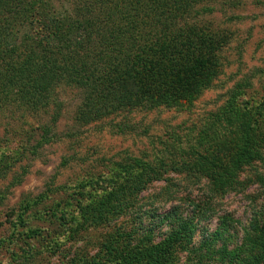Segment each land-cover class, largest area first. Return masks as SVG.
Here are the masks:
<instances>
[{"label": "rangeland", "instance_id": "obj_1", "mask_svg": "<svg viewBox=\"0 0 264 264\" xmlns=\"http://www.w3.org/2000/svg\"><path fill=\"white\" fill-rule=\"evenodd\" d=\"M42 2L57 10L64 0ZM205 8L211 11L201 15ZM197 12V24L214 34L221 46L214 52L215 60H207L205 50L194 56L187 67L193 74L188 90L180 91L172 103L138 106L132 101V108L77 121L84 94L62 82L56 88L58 116H51L48 108L37 114L11 106L0 110V264L118 263L115 249L124 254L146 237L170 230L158 227L156 211L194 215L197 241L206 231L222 227L227 218L234 235L228 245L243 238V228L264 209V187L250 181L257 172L264 174V164L240 173L245 189L212 195L206 179L193 168L197 155L189 147L195 139L204 143V132L215 121L219 128L216 113L229 97L251 105L264 100V0H211L197 4L192 13L198 16ZM212 65L214 74L201 72ZM197 77L205 82L195 87ZM137 82L132 75L124 80L126 97L139 100ZM213 143L211 150L216 152ZM194 148L203 151L199 144ZM157 157L168 163L162 167L168 182L148 186L125 215L109 217L96 227L77 226L91 194L127 184L137 161ZM202 209L207 215L201 216ZM190 256L178 248L176 264H191Z\"/></svg>", "mask_w": 264, "mask_h": 264}, {"label": "trees", "instance_id": "obj_2", "mask_svg": "<svg viewBox=\"0 0 264 264\" xmlns=\"http://www.w3.org/2000/svg\"><path fill=\"white\" fill-rule=\"evenodd\" d=\"M207 1L211 0H64L56 10L47 9L48 1L0 0V110L11 106L37 114L48 108L51 116L57 114L61 104L56 88L62 82L84 94L77 121L132 108V101L138 106L176 101L191 83L193 74L187 67L194 56L205 50L207 60H215L214 52L221 46L214 34L197 24L199 12L198 16L192 13L197 4ZM207 11L211 8L203 9L201 15ZM203 41L210 44L204 48ZM209 67L210 71L201 68V72L214 74L215 65ZM128 75L137 76L139 100L127 98L122 89ZM202 82L197 77L195 87ZM234 98L218 109L219 128L215 121L204 132V143L195 139L203 151L197 153L194 144L189 147L197 155L193 168L206 179L212 195L245 189L240 173L264 164V100L251 105ZM213 141L216 152L211 150ZM137 166L127 184L91 194L81 209L83 223L79 221L78 227H96L110 221L109 217L125 215L148 186L169 181L163 178L162 167L168 163L162 158L137 161ZM250 181L264 187V174L257 172ZM200 212L207 215L203 209ZM155 218L158 227L170 230L163 236L146 237L124 254L115 249L118 263L106 262L176 264V251L181 248L191 255V264H264V209L254 213L243 228V238L233 247L228 245L234 241L231 219L197 241L194 215L183 217L176 210L158 215L156 211Z\"/></svg>", "mask_w": 264, "mask_h": 264}]
</instances>
